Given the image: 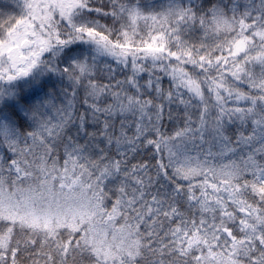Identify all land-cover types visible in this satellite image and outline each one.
<instances>
[{
	"label": "snow or ice",
	"instance_id": "6c2138e0",
	"mask_svg": "<svg viewBox=\"0 0 264 264\" xmlns=\"http://www.w3.org/2000/svg\"><path fill=\"white\" fill-rule=\"evenodd\" d=\"M0 264H264V0H0Z\"/></svg>",
	"mask_w": 264,
	"mask_h": 264
}]
</instances>
